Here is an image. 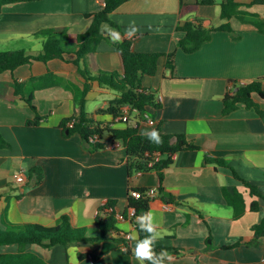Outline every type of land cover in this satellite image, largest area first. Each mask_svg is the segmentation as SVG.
<instances>
[{
  "label": "crops",
  "instance_id": "crops-1",
  "mask_svg": "<svg viewBox=\"0 0 264 264\" xmlns=\"http://www.w3.org/2000/svg\"><path fill=\"white\" fill-rule=\"evenodd\" d=\"M221 1L200 4L180 18V0H127L110 14L115 25L101 24L100 31L106 38L100 40L91 57L93 61L82 58L79 66L70 61L76 57L75 37L86 31L92 21L86 14L100 11L104 0H24L1 7L0 50L23 48L27 54L40 53L45 37L37 32L66 27L64 48L68 52L65 59L35 60L0 73V83H7L0 87V134L10 144L0 148V229L24 223L55 226L63 215L72 226L93 227L98 210L107 199H116L117 207L123 210L129 187L157 189L156 171L129 175L125 148L91 149L79 134L66 135L61 127L64 119L79 114L75 95L84 85V74H94V66L119 71L115 43L136 37V51L176 50L173 71L165 67L162 56L156 74L144 81L155 91L160 106H147L140 116L123 105L117 116L99 111L93 119L111 126L125 113L127 125L138 123L141 133L159 127L167 133L184 134L200 147L173 155L162 182L164 193L172 200H163L156 194L150 203L148 214H152L155 227L154 242L169 247L172 257L163 264H264V239L254 245L245 243L253 236L252 226L264 217V197L258 198L260 209L251 211L249 203L253 198L232 170L205 163L206 156L226 159L264 196V99H259L260 111L240 104L224 114L222 103L225 93L233 89L230 81L243 84L264 76V31L252 22V15L247 16V21L232 17L228 22L237 37L227 30H215L194 52L177 47L183 36L176 30L179 19L218 26L226 21L220 18ZM237 1L243 4L240 9L264 19L263 3L246 5L252 0ZM132 22L138 31L128 35L126 29ZM105 26L115 30L119 40L111 37ZM47 72L52 75L42 82L49 84L33 92V103L43 118L39 124L28 125L26 121L35 113L24 98L9 90L10 83ZM89 83L86 110L93 113L99 107L107 108L117 93L96 82ZM33 167H38L42 175L38 183V174L31 171ZM21 169L24 182L12 177ZM223 188L244 192L246 209L237 219ZM115 225L131 233L130 253L119 250L116 235L111 232L105 240L69 245L67 264H140L133 256L140 239L131 221L120 219ZM95 234L90 232L91 236ZM209 237L211 244L207 243ZM240 240L239 245L226 247ZM31 249L50 259L52 249L39 245H32ZM17 251L16 244L0 245V254ZM79 253L84 255L79 257ZM143 264L150 262L145 260Z\"/></svg>",
  "mask_w": 264,
  "mask_h": 264
},
{
  "label": "trees",
  "instance_id": "trees-1",
  "mask_svg": "<svg viewBox=\"0 0 264 264\" xmlns=\"http://www.w3.org/2000/svg\"><path fill=\"white\" fill-rule=\"evenodd\" d=\"M24 0H0V10L4 4L18 2ZM127 0H104V6L100 11L87 13L86 16L92 17L89 27L83 33H79L75 37V59L70 60L77 66L78 61L83 58L88 60L91 58L101 39L106 38L100 31L103 22L115 23L110 19V14L120 4ZM216 0H195L186 2L180 0L179 17L182 18L186 14L194 11L200 4H215ZM253 3H263L264 0H252L246 5ZM220 5V18L226 20L218 26H205L201 20H181L179 19L176 26L177 31L183 32V36L177 41V47L185 52H194L201 45L211 38L212 32L215 30H227L232 33L233 37H237L229 20L232 17L240 21H247V16L252 15V21L260 31H264V19H260L257 14L250 13L240 9L242 3L237 0H222ZM67 33L66 27H50L44 28L37 32L45 37L42 45V51L37 54H27L23 48L13 50H0V73L9 70L14 71L17 67L31 63L35 60L48 61L53 58L65 59L64 54L68 52L64 48V36ZM136 37L124 38L122 41L115 43V50L119 57L120 70L107 71L94 66L95 73L84 74L85 82L80 92L75 95V100L80 107L79 114L72 127L67 126L71 117L64 119L61 123L64 134L70 135L77 133L82 138L88 148H102V144L91 142L90 137L93 133H97L100 137H107L112 140H120L126 149V163L128 173L144 171H156L158 175L157 189L151 187H129L127 192V205L123 210L117 207L116 199H107L100 206L95 218L93 227H75L69 222L67 216L63 215L59 224L55 226H45L37 223H24L20 225L12 224L7 229H0V245L16 244L18 251L16 253L0 254V264H67L68 254L67 247L74 243L87 242L94 243L109 238L111 232H114L119 242V250L121 252L130 253L131 233L119 230L116 222L120 219H129L136 229L140 240L152 238V250L159 253L161 250H170L167 246L157 245L154 242V230L148 232L141 229L140 222L137 217H147L151 201L159 194L163 200H172V197L164 193L162 185L164 178V169L172 163L173 155L182 150H191L200 148L198 145L189 140L184 134H172L164 132L157 127L161 142L159 144L153 142L152 134L141 133L138 123L135 125H127V119L114 120L111 124H118L117 127L110 126L108 123L99 122L93 119L95 112L104 111L117 116L120 113L121 106L128 105L131 109H136L138 115L143 116L147 106L159 107L160 103L156 98L154 90L145 86L146 78L153 77L159 67V60L162 56L165 58V67L174 70V59L176 50L167 53L161 52H140L134 49ZM52 72H47L41 76H31L27 81L15 80L10 83L9 90L14 95L21 96L30 105L35 115L28 119V125L39 124L43 118L39 115L35 104L33 103V92L38 88H43L49 84L48 81L42 82ZM89 81L96 82L101 88L109 89L117 93L116 97L109 101L107 108H97L93 113L86 110L87 94L91 89ZM233 89H229L222 98L223 113L228 114L235 110L238 105L242 104L248 108H254L260 111L259 99H264V76L249 80L245 83H239L237 80L230 81ZM7 85V83H0ZM2 96V95H0ZM125 124V125H124ZM123 125V126H121ZM9 142L0 134V148L9 147ZM205 163L227 166L232 170L233 176L240 180L245 191L253 198L249 203L251 211H258L260 203L258 198L264 197L257 186L249 180L243 178L230 165L228 161L218 157H205ZM32 172L38 174L36 183L42 179L41 172L38 167H33ZM134 192L139 193L135 195ZM153 194V195H152ZM223 195L226 202L233 209V217L237 219L246 209L244 192L233 188L231 191L223 188ZM1 198V193H0ZM134 209V214H129V209ZM144 224L149 223V219L143 220ZM90 232H96L94 236ZM253 236L245 243L247 245L256 244L259 239H264V217L252 226ZM207 243L211 244V237L207 239ZM242 243V240L235 242L226 247H234ZM32 245L50 248V259H45L41 254L31 249ZM84 254L79 253V257ZM159 259V257H156Z\"/></svg>",
  "mask_w": 264,
  "mask_h": 264
},
{
  "label": "clouds",
  "instance_id": "clouds-1",
  "mask_svg": "<svg viewBox=\"0 0 264 264\" xmlns=\"http://www.w3.org/2000/svg\"><path fill=\"white\" fill-rule=\"evenodd\" d=\"M105 30L108 31L111 37L119 40V34L110 28L105 26ZM138 29L134 26V22H132L126 32L128 35H134ZM153 142L159 144L161 142L158 132L154 131L152 134ZM147 218L149 219L148 224H144L143 220ZM137 221L140 222L141 229H146L148 232H152L154 230L152 221V214L149 213L147 217H137ZM152 238H145L143 240H138L135 248L133 249V256L137 259L140 264H143L145 260L149 261L150 264H163V261L167 259L170 261L172 257L166 250H161L159 253H155L152 250ZM159 257L157 259L156 257Z\"/></svg>",
  "mask_w": 264,
  "mask_h": 264
},
{
  "label": "built area",
  "instance_id": "built-area-1",
  "mask_svg": "<svg viewBox=\"0 0 264 264\" xmlns=\"http://www.w3.org/2000/svg\"><path fill=\"white\" fill-rule=\"evenodd\" d=\"M137 111L136 109H133ZM117 119H126L125 113L120 115ZM76 121V116H72L70 120L67 122L68 127H72ZM91 142H98L101 143L103 148H109V149H115V148H125L124 144L120 140H112V139H104L100 137L97 133H93L92 136L90 137ZM13 179L18 181V182H24L25 181V175H24V169H21L18 172H15L12 175ZM135 195H139V193L134 192ZM153 195V194H152ZM129 214L133 215L134 214V209L131 208L129 209Z\"/></svg>",
  "mask_w": 264,
  "mask_h": 264
},
{
  "label": "rangeland",
  "instance_id": "rangeland-1",
  "mask_svg": "<svg viewBox=\"0 0 264 264\" xmlns=\"http://www.w3.org/2000/svg\"><path fill=\"white\" fill-rule=\"evenodd\" d=\"M65 44V43H64ZM147 116H150L149 114H147Z\"/></svg>",
  "mask_w": 264,
  "mask_h": 264
}]
</instances>
